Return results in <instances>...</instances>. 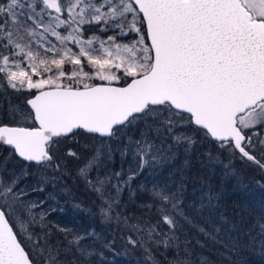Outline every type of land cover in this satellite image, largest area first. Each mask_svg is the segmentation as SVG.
Here are the masks:
<instances>
[{"label": "snow or ice", "instance_id": "6c2138e0", "mask_svg": "<svg viewBox=\"0 0 264 264\" xmlns=\"http://www.w3.org/2000/svg\"><path fill=\"white\" fill-rule=\"evenodd\" d=\"M0 97V147L9 149L0 162V264H91L106 251L131 255L129 247L144 264H161L153 254L161 248L166 264H194L191 240L179 235L185 224L230 254H264V219H228L210 185L188 192L201 138L264 178V0H0ZM80 135L94 142L69 146ZM13 157L24 162L19 172ZM72 161L100 201L101 224L130 233L123 253L94 228L49 224L56 209L38 213L47 201L29 199L59 183ZM145 170L151 184L133 188ZM36 174L34 186H21ZM125 191L148 195L140 207L159 219L130 224L119 211Z\"/></svg>", "mask_w": 264, "mask_h": 264}, {"label": "rangeland", "instance_id": "374dc122", "mask_svg": "<svg viewBox=\"0 0 264 264\" xmlns=\"http://www.w3.org/2000/svg\"><path fill=\"white\" fill-rule=\"evenodd\" d=\"M111 34V33H110ZM89 68H85V71H89ZM37 77H34L36 79ZM89 83H94V82H101L99 80H92L88 81ZM67 83V81H65ZM11 96V99L14 103L16 104H22L23 103V97H14L15 95L9 93ZM2 99V97H0ZM6 107V104H5ZM5 121H8L6 117H4ZM202 135V134H201ZM76 140L79 142L78 144H75L76 146L85 144L88 141V144L93 143V138L88 136V135H80L76 137ZM98 143L99 141H95ZM71 143V142H68ZM73 144V143H71ZM215 149L216 151H212L211 149ZM67 149H65L66 151ZM9 149H6V154L3 156L8 155ZM211 153L213 158L219 157V162H210L208 160L207 154ZM63 155V154H62ZM195 156H203V159H197L198 162L202 161L204 165L206 166V169L212 168L211 171L219 172L221 174V178H226V180L233 182L234 184H238L240 187L237 188L239 191L243 192L242 189H248L246 191L250 195H256L261 192L260 190H263L264 187L260 186L257 182L260 181L261 183H264L262 180H249L245 181V176L241 174L245 170L241 167H237L236 163L233 162V157H230L229 153L227 151H221L218 149L215 144L211 140H205V139H198L195 150L192 154V157ZM191 157V158H192ZM3 158L0 160V162L3 161ZM230 165L228 168H225V165ZM15 167L16 171L19 172L20 169L24 167V162L16 163V158L13 157L10 162H9V168ZM77 162L72 161L70 164H68V175L64 176L62 180L59 183H56L55 186L52 184H49L46 186L45 191L43 192H37V193H32L29 197L31 200H46V204L40 208L37 209V212L39 213L40 211H45L49 208L51 209H56V211L52 212L50 215L47 216V222L49 224H56L64 227H73L77 229L80 233L86 232L91 229H95L97 233L101 234V241H111L115 239V244L113 245V248L117 253H123L125 251V248L123 244L121 243H116V240L119 239H126V237L130 234L127 230H123V225H120L119 227L116 225L115 222H110L107 224H101L100 222V217L96 214L97 213V207L100 203V201L97 199V195L92 192L91 190H88L82 181L78 180L76 178V171H77ZM121 167V160L119 155L116 157L115 164L112 166L113 171H118L120 170ZM128 164H124V168L127 169ZM251 169V168H249ZM30 173H36V168L33 165L29 169ZM172 169L169 167L163 172V176H167L168 172H170ZM243 170V171H242ZM188 171V176H189V187H188V192L191 194L192 188H201L202 186H205V184L201 181H198L197 178L194 176V172ZM127 174V173H126ZM51 175V173H49ZM38 174L29 176L27 179H22L21 180V186L28 185V186H34L36 184V179H37ZM153 180V177L149 174L148 170H145L143 175H140L137 179H135L132 182V187L137 188L140 184L142 183H148L149 185L151 184ZM209 185V184H206ZM205 190H207L205 188ZM214 192V191H213ZM140 193H137V195ZM136 195V197H137ZM54 197L55 199L50 198ZM149 198V197H148ZM190 198V197H189ZM122 200H130L128 192L125 191L123 199ZM149 202H140L142 204L150 203V199H148ZM74 205H80L81 209L79 210ZM221 210L224 212V207L220 204ZM62 209V211H61ZM121 211V210H119ZM124 215V214H123ZM127 216V215H124ZM129 217V216H127ZM134 216L132 215L129 219L130 224H134L137 222H142L144 219H149L151 220L152 223H155L157 219H159L157 216H154L153 218L151 217H139L137 220L133 221L132 218ZM163 230L167 231V226H163ZM34 231L36 233L40 232L39 226H36ZM59 236V234H55ZM62 237V236H59ZM182 237V235H180ZM20 238V237H19ZM63 238V237H62ZM123 241V240H120ZM83 243L88 244L90 241H84ZM212 244L214 243L210 241L208 243V249L212 251L210 247H212ZM196 245V243H195ZM23 246H25L23 244ZM116 246L118 249H116ZM31 245H27V250H30ZM96 248L100 249L101 244L97 243ZM194 251L192 255V260L194 261V264H199V260L197 259L198 254H202L204 257L209 258L211 264H217L215 259L212 258L211 256H207L201 251H204L203 249L198 248V246H194ZM131 251V255L128 256H123V255H117L115 256L114 259H127L131 258L134 259L136 262L141 260V257L139 256V253H143L140 250H133L129 247L128 249ZM196 250V251H195ZM111 258L113 259V254L112 252L108 253ZM135 254V255H134ZM157 260H159L162 264L164 261L163 258L157 257L155 252L153 253ZM106 255V253H105ZM36 259L41 262L39 257H36ZM144 259V258H143ZM108 260H103L101 261L99 257L93 256L91 258V264H105Z\"/></svg>", "mask_w": 264, "mask_h": 264}, {"label": "trees", "instance_id": "16d2710c", "mask_svg": "<svg viewBox=\"0 0 264 264\" xmlns=\"http://www.w3.org/2000/svg\"><path fill=\"white\" fill-rule=\"evenodd\" d=\"M69 146L77 147L75 144L68 143ZM88 144V141L85 143ZM84 145V144H82ZM67 149L66 147L64 148ZM213 152L216 151L215 149H211ZM63 153H60L62 155ZM231 157V156H230ZM197 159H203V156H195L191 158L192 166L188 170L190 172H194V176L197 178L198 181L203 182L205 185L209 184L214 191V193H217L220 195V204L222 207H224V213L228 217V219L234 221V222H241L243 219L244 222H246L249 226L256 222V220L264 219V189L260 190L259 194L256 195H250L246 191L248 189H242L243 192L239 191L237 188V185L233 182H230L226 180V178H221V174L219 172H215L214 170L211 171L212 168H207L204 165L202 161L198 162ZM237 159H233V161H236ZM71 163V162H70ZM69 163V164H70ZM237 166L242 165L241 162L236 163ZM245 170L241 174L245 176V181L249 180H262L264 181V178H262L260 171L258 169H249V167L245 166L244 164L240 166ZM242 170V171H243ZM189 172V173H190ZM238 187H240L238 185ZM139 193V192H138ZM148 195L146 194H138L135 200H122L121 207L119 210L124 215H127L132 218L133 221L137 220L139 217H148L147 210L140 207V202H149L148 201ZM155 215H151L149 217L153 218ZM200 223H203L200 221ZM185 233H187V237H185ZM179 235H182L180 237L182 240L185 238H188L191 240V246H196V240H200L204 242L205 247L204 251L201 252L204 253L207 256H211L215 259L217 264H264V254H261L259 251V248H242L240 253L238 255L236 254H230L227 252L224 248L219 247L216 244H212V251L208 249V243L211 240H206L203 235H200L194 228H191L189 225L185 224L183 230L179 233ZM57 235H54L52 237L53 242L57 239ZM59 239H63L62 237H59ZM124 239L116 240V243L123 244V241H120ZM198 248L203 249L198 246ZM116 249L118 247L116 246ZM194 249V248H193ZM27 250V248H26ZM138 250V249H136ZM164 251L163 248H161L159 251H154L157 257H161L164 259L162 264H166L165 258L161 253ZM196 251V250H195ZM106 257L108 260L105 264H138V261L136 262L134 259L128 258L127 259H112L111 256L108 254L109 252H105ZM135 255V254H134ZM139 256L141 257V260H139V264H144V259L141 253H139ZM167 256L169 258L174 256V253L169 250L167 253ZM37 260V259H36ZM37 264H41L37 260Z\"/></svg>", "mask_w": 264, "mask_h": 264}, {"label": "flooded vegetation", "instance_id": "af4514ba", "mask_svg": "<svg viewBox=\"0 0 264 264\" xmlns=\"http://www.w3.org/2000/svg\"><path fill=\"white\" fill-rule=\"evenodd\" d=\"M14 97H17V96H14ZM24 99H25V97H23V101H24ZM5 122L6 123H9V121H5ZM26 126H36V124L35 125H26ZM6 149H8V148H6V147H0V160L6 154L5 153L6 152ZM236 159H237L236 161H233L234 163H237L238 161L241 162L240 159H238V158H236ZM241 163H242V165L244 164L245 166H247V167H249V168H251L253 170L258 169L257 167L253 166L251 162L244 161V162H241ZM242 165H240V166H242ZM240 166H237V167H240Z\"/></svg>", "mask_w": 264, "mask_h": 264}, {"label": "water", "instance_id": "95a60500", "mask_svg": "<svg viewBox=\"0 0 264 264\" xmlns=\"http://www.w3.org/2000/svg\"><path fill=\"white\" fill-rule=\"evenodd\" d=\"M94 83H101V82H94ZM117 86H124V85H122V84H117ZM34 127H38V124H36V126H34ZM7 148V147H6ZM19 239V238H18ZM22 247H23V245H22Z\"/></svg>", "mask_w": 264, "mask_h": 264}]
</instances>
